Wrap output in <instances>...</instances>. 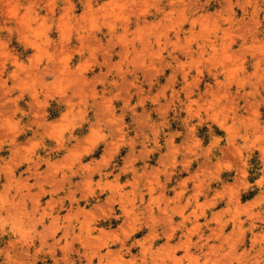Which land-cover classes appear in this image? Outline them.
<instances>
[{
	"label": "rangeland",
	"instance_id": "obj_1",
	"mask_svg": "<svg viewBox=\"0 0 264 264\" xmlns=\"http://www.w3.org/2000/svg\"><path fill=\"white\" fill-rule=\"evenodd\" d=\"M0 264H264V0H0Z\"/></svg>",
	"mask_w": 264,
	"mask_h": 264
},
{
	"label": "crops",
	"instance_id": "obj_2",
	"mask_svg": "<svg viewBox=\"0 0 264 264\" xmlns=\"http://www.w3.org/2000/svg\"><path fill=\"white\" fill-rule=\"evenodd\" d=\"M159 192H155V196L158 195Z\"/></svg>",
	"mask_w": 264,
	"mask_h": 264
}]
</instances>
